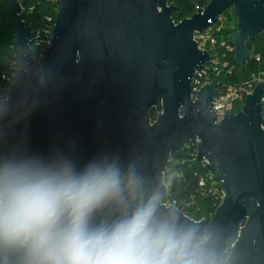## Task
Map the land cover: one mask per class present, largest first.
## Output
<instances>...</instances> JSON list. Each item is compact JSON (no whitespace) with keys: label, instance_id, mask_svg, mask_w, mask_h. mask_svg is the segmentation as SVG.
<instances>
[{"label":"water","instance_id":"obj_1","mask_svg":"<svg viewBox=\"0 0 264 264\" xmlns=\"http://www.w3.org/2000/svg\"><path fill=\"white\" fill-rule=\"evenodd\" d=\"M22 6L23 0L11 1L17 77L7 100L0 99V166L32 162L81 171L114 164L140 178L138 202L158 194L157 216L193 231L203 264H264L263 83L217 124L216 82L191 97L194 72L211 64L194 34L232 8L237 30L227 40L243 68L253 56L247 46L264 29V0H210L178 23L167 0H57L41 66L18 15ZM152 108L160 114L150 125ZM196 138V159L213 173L222 195L209 222L161 204L171 154L180 159ZM125 210L105 203L92 223H111ZM0 264H23V251L0 246Z\"/></svg>","mask_w":264,"mask_h":264},{"label":"clouds","instance_id":"obj_2","mask_svg":"<svg viewBox=\"0 0 264 264\" xmlns=\"http://www.w3.org/2000/svg\"><path fill=\"white\" fill-rule=\"evenodd\" d=\"M141 180L116 165L81 171L37 163L0 166V246L23 264H203L194 233L157 216L158 194L138 202ZM126 209L93 225L105 203Z\"/></svg>","mask_w":264,"mask_h":264},{"label":"trees","instance_id":"obj_3","mask_svg":"<svg viewBox=\"0 0 264 264\" xmlns=\"http://www.w3.org/2000/svg\"><path fill=\"white\" fill-rule=\"evenodd\" d=\"M11 1L21 2L22 0H0V89L8 88V84L1 79V76L8 71L10 63L16 58L13 51L14 25L10 11ZM209 1L167 0L169 5H173L170 18L174 23L190 18L198 9L205 7ZM23 2L24 6L20 12V17L27 23L30 33L41 27L43 17H55L56 4H51L46 0H23ZM229 9L221 14L226 20L220 32L214 34L217 44L221 41L228 43V35L237 30L233 9ZM232 17L235 18V24L229 27L227 23ZM216 25L218 23H215L214 26ZM247 47L249 51L253 52V56L245 61L243 68L235 63L234 52H232L228 56L233 67L232 75L222 74L212 81L236 84L252 75L264 72V29L255 35L253 44ZM29 48L34 59L37 60L42 52V47L35 46L31 41ZM159 114L155 108H152L149 112V119L155 120ZM180 154L181 158L178 159L176 153H172L166 164L165 171L169 175L168 191L161 202L173 204L185 216L194 221L205 220L209 222L222 201L219 194V183L213 173L203 163L197 161L193 144L189 143L184 146Z\"/></svg>","mask_w":264,"mask_h":264},{"label":"built area","instance_id":"obj_4","mask_svg":"<svg viewBox=\"0 0 264 264\" xmlns=\"http://www.w3.org/2000/svg\"><path fill=\"white\" fill-rule=\"evenodd\" d=\"M51 4H56L57 0H46ZM58 8V7H57ZM56 8V12H57ZM204 8V7H202ZM23 6L20 8L18 15H20ZM56 16V14H55ZM22 19V18H21ZM226 18L222 15H219L216 22L218 25L214 26L215 23L211 24L210 27L205 29L202 32L196 33L193 36V40L196 44L197 49L205 50L209 54L211 64L208 62L202 68L194 72L192 81H191V97L193 100L196 99L197 92L200 91V87L205 86L207 83L210 84L212 80H216L220 75L231 76L233 73V67L230 64L228 56L230 53L234 52L233 47L224 41H221L217 44V40L214 34L220 32L224 21ZM22 21H24L22 19ZM55 23V17L45 16L43 17V22L40 28H37L32 33L29 34V44L32 41L35 46L42 47V52L39 54L38 59L36 60L37 64L41 66L46 50L50 45L51 34L53 31ZM30 31V30H29ZM258 59V58H256ZM17 77V60L16 58L10 63V67L6 73H3L1 79L8 84V88L0 89V99L3 97V101H6L7 91L9 90L10 85L16 80ZM258 81L263 83V93L261 95L260 103L262 107V118L264 128V72H260L256 75H252L250 78L240 81L236 84H227V83H218L216 82L215 96L212 101V109L215 112L216 120L215 124L219 123L225 116V110H232L237 113L243 106L245 97L247 94H250ZM237 110V111H236ZM181 117V115H180ZM155 120H150V125L154 123ZM198 138L191 140L189 143L194 146V155L197 153V142ZM185 145V146H186ZM165 171V169H164ZM166 172V171H165ZM167 173L162 177L161 182L167 188L168 184L164 182V178ZM202 183V182H201ZM167 194V193H166ZM162 205L168 207L169 202H161ZM175 207V206H174ZM199 222V221H196Z\"/></svg>","mask_w":264,"mask_h":264},{"label":"rangeland","instance_id":"obj_5","mask_svg":"<svg viewBox=\"0 0 264 264\" xmlns=\"http://www.w3.org/2000/svg\"><path fill=\"white\" fill-rule=\"evenodd\" d=\"M229 10H231V9H229ZM230 12V11H229ZM233 24H235V18L234 17H232V19H230L229 21H228V23H227V26H229V27H231ZM168 178H169V175L167 174L166 176H165V178H164V182L166 183V182H168ZM219 194L221 195V193L219 192ZM221 198H222V195H221ZM190 219V218H189ZM192 220V219H191Z\"/></svg>","mask_w":264,"mask_h":264},{"label":"flooded vegetation","instance_id":"obj_6","mask_svg":"<svg viewBox=\"0 0 264 264\" xmlns=\"http://www.w3.org/2000/svg\"><path fill=\"white\" fill-rule=\"evenodd\" d=\"M151 110V109H150ZM150 112V111H149Z\"/></svg>","mask_w":264,"mask_h":264}]
</instances>
